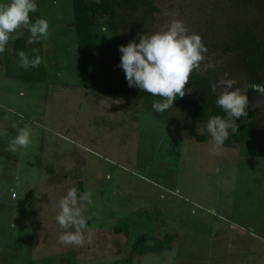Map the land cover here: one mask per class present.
<instances>
[{"label":"rangeland","instance_id":"rangeland-1","mask_svg":"<svg viewBox=\"0 0 264 264\" xmlns=\"http://www.w3.org/2000/svg\"><path fill=\"white\" fill-rule=\"evenodd\" d=\"M37 1L49 23L46 82L17 80L9 44L0 54V264H264V107L243 134L229 130L214 149L207 124L196 128L203 142L193 134L180 98L157 113L153 97L90 90L78 71L73 0ZM150 1L148 14L142 7L125 15L115 37L101 25L95 31L117 65L121 45L173 20L201 36L208 51L196 71L203 74L238 55L235 43L247 30L264 29V0ZM228 71L222 81L248 95L254 82L242 61ZM26 125L30 145L6 150ZM72 187L92 194L85 212L92 235L84 231L79 246L59 242L56 221Z\"/></svg>","mask_w":264,"mask_h":264},{"label":"clouds","instance_id":"clouds-1","mask_svg":"<svg viewBox=\"0 0 264 264\" xmlns=\"http://www.w3.org/2000/svg\"><path fill=\"white\" fill-rule=\"evenodd\" d=\"M36 0H11L0 4V54L10 41L19 39L26 30L29 33L27 43H39L49 33V23L44 18L34 21L30 14L36 13ZM101 31L107 32L108 26L101 25ZM188 29L180 20H173L167 30L151 35L139 34L137 40L121 45L120 63L128 86L137 88L154 97L153 111L165 112L174 106L177 99L186 94V85L193 71L199 68L205 59L208 49L198 34H187ZM38 53V49H33ZM19 66L25 70L37 68L42 63L40 55L30 58L23 50L17 52ZM236 81L224 80L213 88L221 87L222 92L216 99V105L225 113V117L213 116L207 121V132L218 149L232 133L238 131L237 120L246 116L248 97L239 88H234ZM31 128H20L15 137L11 138L6 148L15 152L18 148H27L31 143ZM91 193L80 192L77 188H69L59 199L56 221L63 229L59 242L63 245L79 246L83 243L84 231L91 239L92 229L88 226L86 208L92 204Z\"/></svg>","mask_w":264,"mask_h":264},{"label":"trees","instance_id":"trees-1","mask_svg":"<svg viewBox=\"0 0 264 264\" xmlns=\"http://www.w3.org/2000/svg\"><path fill=\"white\" fill-rule=\"evenodd\" d=\"M36 2L38 10L36 13L30 14L33 21L43 18L39 10L41 3L37 0ZM152 6L150 0H73V21L70 27L74 30L78 46V71L80 76L89 83L90 90L117 96L132 95L137 99L145 97L160 99L128 86L123 70L117 65L118 55L114 57L113 53L106 49L108 45L103 48L95 33L100 25H107L108 31L115 37L120 30L118 23L122 22L125 15H136L142 7L143 12L148 14L152 10ZM28 36L29 33L25 30L19 39L9 42L6 51L8 68H11V65L15 63L20 69V71H9V75H13L15 72L17 74V78H15L25 83H45L44 38L39 43L28 44ZM235 48L245 57L246 63L264 83V29L255 32L247 30L236 41ZM33 49H38V53H33ZM20 50H23L30 58L36 54L40 55L42 59L40 66L27 70L21 68L17 57V52ZM217 80L216 75L203 74L195 70L189 78V84L186 85L187 93L179 99V103L191 110L193 134L201 142L204 138L197 136L196 128L207 124L209 118L213 116L225 117V113L216 105V99L221 94L218 87L213 88V85H218ZM246 113V116L237 120L238 134H243L247 129L245 125L256 119L254 111L248 110ZM242 139L238 140L242 142Z\"/></svg>","mask_w":264,"mask_h":264},{"label":"flooded vegetation","instance_id":"flooded-vegetation-1","mask_svg":"<svg viewBox=\"0 0 264 264\" xmlns=\"http://www.w3.org/2000/svg\"><path fill=\"white\" fill-rule=\"evenodd\" d=\"M241 58H245L241 53H238V55L227 54V56H225L224 59L223 58L221 59L220 64L214 63L213 67L207 68L206 71H208V72L205 74L211 73L213 75H216L217 79H218V85H219L222 81V77L228 73L229 65L232 64L234 62V60H236V59L241 60ZM245 61H246V59H245ZM251 70H252V68H251ZM252 71H254V70H252ZM256 76H257L256 77L257 80H256V82L255 81L254 82L259 83L260 86L256 87L255 83H254L252 85V88H251L249 94L247 95V97H248V106L247 107L250 111H256V110L264 107V103L261 106H259V104H258L259 102H257L258 98L264 100V83L260 80L257 73H256Z\"/></svg>","mask_w":264,"mask_h":264},{"label":"water","instance_id":"water-1","mask_svg":"<svg viewBox=\"0 0 264 264\" xmlns=\"http://www.w3.org/2000/svg\"><path fill=\"white\" fill-rule=\"evenodd\" d=\"M241 61H242L243 65H244V66L249 70V72L251 73L252 78H253V82H254V81L256 82V80H257V78H256V77H257V76H256V73H255L254 71H252L251 68L248 66V64H247L246 61H245V58H241ZM228 72H229V71H228ZM255 82H254V83H255ZM254 83H253V84H254ZM255 86L258 87V86H260V85H259V83H255Z\"/></svg>","mask_w":264,"mask_h":264}]
</instances>
